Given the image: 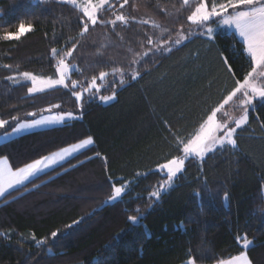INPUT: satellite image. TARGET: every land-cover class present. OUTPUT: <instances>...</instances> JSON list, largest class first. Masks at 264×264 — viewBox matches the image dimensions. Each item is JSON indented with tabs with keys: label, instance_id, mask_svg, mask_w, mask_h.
<instances>
[{
	"label": "trees",
	"instance_id": "obj_1",
	"mask_svg": "<svg viewBox=\"0 0 264 264\" xmlns=\"http://www.w3.org/2000/svg\"><path fill=\"white\" fill-rule=\"evenodd\" d=\"M111 3V12L136 19L119 35L110 24L98 23L81 40L82 13L70 3L0 0V34L17 32L20 23L33 28L19 40H0V119L9 121L0 133L11 130L13 116L32 120L27 113L40 115L52 105L60 106L54 113L80 115L83 105L82 119L0 144V158L7 157L16 169L85 138L94 141L0 199V264H184L189 250L197 264H217L240 252L236 237L244 234L253 241L248 251L253 264H264V104L249 110L248 124L236 134L237 149L211 153L203 162L186 161L175 185L159 201L149 200L163 176L158 166L180 155L173 134L186 137L233 88L222 57L236 78L248 71L238 37L223 32L213 41L192 36L186 46L148 63L146 72L140 69L138 81L117 83L116 99L107 104L89 101L87 94L78 102L63 87L31 95L30 83L7 79L24 71L52 76L51 48L59 51L77 40L73 56L81 73L74 72L72 80L87 84L100 71H110L106 60L126 67L132 56L127 48L142 51L146 34L159 36L151 23L136 22L148 19L138 8L148 12V20L171 29V35L181 25L188 32L191 9L182 7V0H128L123 8V0ZM101 43L108 44L103 56L97 54ZM106 79L101 95L110 94L106 89L112 87V77ZM121 181H131L122 201L105 205L112 184ZM130 215L137 216V224L129 221ZM52 232L58 235L52 238ZM32 233L45 243L38 247Z\"/></svg>",
	"mask_w": 264,
	"mask_h": 264
},
{
	"label": "snow or ice",
	"instance_id": "obj_2",
	"mask_svg": "<svg viewBox=\"0 0 264 264\" xmlns=\"http://www.w3.org/2000/svg\"><path fill=\"white\" fill-rule=\"evenodd\" d=\"M34 2L43 3L45 0H34ZM67 2L82 13L80 18L82 30L78 33L81 40H86V34H89L90 27L95 31V26L98 23L100 25L110 24L116 34L119 35L123 28L136 19L124 13L111 12L115 5L109 3V0H67ZM127 3L128 0H123L120 7L123 8ZM105 5L108 7L105 8ZM183 6H188L191 9L190 14L186 17L187 21L190 22L187 33L184 32L183 25L175 35H171V29L162 27L155 20L140 19L136 21L142 25L151 23L153 28L159 29V36L153 39L152 36L146 34V39L140 42L142 51L136 52L127 48L132 56L129 58L130 63L126 67L115 66L108 60L104 61L110 67V71H100L97 76H92L87 84L71 79L74 72L81 73V69L75 63L76 57L73 56L80 40L72 43L71 47L65 46L59 51L56 47L51 48L50 59L53 61L55 69L52 76H39L28 71L19 73L23 80L31 82V86L28 87L29 94L63 87L69 89L71 95L78 102L82 101L87 94L89 101L99 99L103 103H109L116 99L114 86L117 83L124 86L126 83L138 81L142 78L140 69H144L146 72L148 63L154 65L158 57L166 56L181 46H186L185 41L190 40L192 36H203L209 41H213L218 32H223L238 37L236 42L241 44L242 52L249 62L248 71L242 79L236 78V73L228 63L227 58L222 57L227 71L233 77L234 86L218 104L206 112L198 125L186 137H176L173 134L175 146L180 155L158 166V171L162 172L163 176L158 187L151 191L150 201L152 198L159 201L161 194H166L173 187L178 174L184 172L186 161L198 160L203 162L209 153L237 149V130L248 124L250 109L255 111L257 103L264 104V0H192L191 4L190 0H182ZM98 13L101 15L98 16ZM107 13H110L114 18H105L104 14ZM213 24H215V28H213ZM32 30L31 25L26 28L23 23H20L17 32H4L0 34V40H19L21 35ZM121 40H123L122 37ZM147 45H151V47H147ZM107 47L108 44L101 43L98 46L97 54L103 56V49ZM145 57L148 59L145 60ZM3 67L10 69L11 65H3ZM109 76L112 77V87L106 91L110 94L101 95L100 89L108 83L106 78ZM7 79L19 83L13 75L8 76ZM98 80L101 82L100 84L97 83ZM59 107V105H52L47 109H41L40 115H37V112L27 113L28 116L35 117L32 120H20L18 116H13L12 120L15 123L11 126L10 131L0 133V143H8L14 137L30 134L37 129H55L66 126L73 120L82 119L83 105H81L80 115L71 112L54 113L52 111L53 108ZM45 112H47L46 115ZM237 112H239L238 116L236 115ZM8 124V120L0 119V129L5 128ZM93 144V139L88 137L16 169H13L7 157L0 158V198L6 199V194L10 195L14 190H23L27 187L28 182H34V179L41 174L47 173L56 165L62 164L76 154L89 149ZM137 175L141 174L137 173ZM130 183L131 181H121L120 186L113 183L112 193L105 201V205L121 202ZM193 195L194 198L200 199L199 193ZM224 201L227 205L226 194ZM136 212L139 213L140 209L137 208ZM128 219L134 225L138 223L137 216L130 215ZM179 227L183 230L182 225ZM57 235V232L51 233L52 238ZM32 240L38 247L45 243V238L37 240L35 233H32ZM236 241L241 248L240 252L229 259L218 260L217 264H253L248 255L253 241L247 237V234L237 236ZM47 251L51 253L50 248ZM197 259L198 257L189 250L184 264H197Z\"/></svg>",
	"mask_w": 264,
	"mask_h": 264
},
{
	"label": "rangeland",
	"instance_id": "obj_3",
	"mask_svg": "<svg viewBox=\"0 0 264 264\" xmlns=\"http://www.w3.org/2000/svg\"><path fill=\"white\" fill-rule=\"evenodd\" d=\"M60 1H62V2H67V0H60ZM112 1H114V0H109V3H111ZM67 3H68V2H67ZM107 6H108V5H105V7H107ZM137 11H138L140 14H142L143 16H146V17L149 19L150 16H149L148 12H146L145 10H141L140 8H138ZM213 28H215V25L213 26ZM25 33H26V32H25ZM25 33H24V34H25ZM218 33H220V32H218ZM218 33H217V34H218ZM16 79L19 81V83H30V84H31L30 81H25V80H23V78L20 77L19 75L16 76ZM97 83H98V82H97ZM98 84H99V83H98ZM58 88H59V87H58ZM103 88H105V87L102 86L100 90H102ZM49 90H53V89H47V90H45V91H49ZM45 91H44V92H45ZM35 94H38V93H33V94H31V95H35ZM113 101H114V100H113ZM80 102H81V101H80ZM110 102H112V101H110ZM110 102H109V103H110ZM105 104H107V103H105ZM45 115H46V114H45ZM236 115L238 116V115H239V112H237ZM246 125H247V124H246ZM246 125H244L242 128H244ZM242 128H241V129H242ZM241 129H238V130H237V133H238V131H240ZM40 130H44V129H37V130H35V131H40ZM35 131H34V132H35ZM237 133H236V134H237ZM23 135H25V134H23ZM15 138H17V137H14L13 139H15ZM13 139H12V140H13ZM0 144H3V143H0ZM209 154H211V153H209ZM209 154H208V155H209ZM76 155H77V154H76ZM76 155H75V156H76ZM73 157H74V156H73ZM71 158H72V157H71ZM71 158H69V159H71ZM69 159H68V160H69ZM68 160H66V161H68ZM66 161H64V162H66ZM64 162H63V163H64ZM63 163H62V164H63ZM185 163H186V162H185ZM59 165H61V164H58V165H56L55 167H57V166H59ZM55 167H54V168H55ZM184 167H185V166H184ZM52 169H53V168H52ZM50 170H51V169H50ZM48 171H49V170H48ZM178 175H179V174H178ZM174 185H175V181H174L173 186H174ZM170 189H171V188H170ZM0 199H2V198H0Z\"/></svg>",
	"mask_w": 264,
	"mask_h": 264
}]
</instances>
